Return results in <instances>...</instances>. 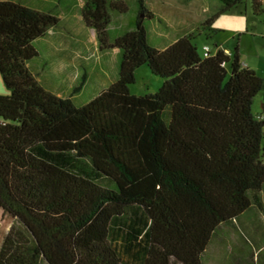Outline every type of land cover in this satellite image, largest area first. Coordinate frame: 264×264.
<instances>
[{"label": "trees", "instance_id": "16d2710c", "mask_svg": "<svg viewBox=\"0 0 264 264\" xmlns=\"http://www.w3.org/2000/svg\"><path fill=\"white\" fill-rule=\"evenodd\" d=\"M220 1L214 18L245 0ZM252 4L258 13L264 0ZM82 14L121 60L118 79L76 106L28 66L60 18L0 0V208L15 219L0 264H204L223 224L262 207L264 77L238 48L205 56L191 35L160 49L140 21L109 43L108 0ZM144 64L165 81L136 95Z\"/></svg>", "mask_w": 264, "mask_h": 264}, {"label": "rangeland", "instance_id": "374dc122", "mask_svg": "<svg viewBox=\"0 0 264 264\" xmlns=\"http://www.w3.org/2000/svg\"><path fill=\"white\" fill-rule=\"evenodd\" d=\"M33 9L50 12L60 18L45 37L36 42L39 56L30 61L40 84L49 92L73 96L76 106H82L118 79L121 51L101 49L95 28L83 18L87 0H11ZM112 2L123 4L124 10H113ZM111 13L109 43L136 28L140 21L148 29L151 44L163 49L184 35L202 47L210 45L233 56L238 48L241 60L264 77V4L256 13L252 0H245L233 9L220 11V0H143L153 12L147 17L141 10V0H108ZM131 93L145 95L157 92L165 79L155 75L148 64L135 72ZM81 89L75 93L77 86ZM263 110V94L253 103V112ZM101 179V178H100ZM105 183V180H99ZM0 208V249L7 226L15 219ZM204 264H264V191L262 207L254 205L232 223L223 224L215 233L204 255Z\"/></svg>", "mask_w": 264, "mask_h": 264}, {"label": "crops", "instance_id": "0c3cea01", "mask_svg": "<svg viewBox=\"0 0 264 264\" xmlns=\"http://www.w3.org/2000/svg\"><path fill=\"white\" fill-rule=\"evenodd\" d=\"M45 37V36H44ZM44 37H42L41 39H43ZM41 39H39V40H41ZM39 40H37V41H39ZM36 41V42H37ZM204 47V46H203ZM203 47H202V49H203ZM217 51V50H216ZM215 51V52H216ZM226 51V50H225ZM203 52H204V50H203ZM214 52V53H215ZM227 52V51H226ZM243 62V61H242ZM244 63V62H243ZM245 64V63H244ZM246 65V64H245ZM28 66L29 67H31L32 68V64H30V62L28 63ZM250 67V66H249ZM9 93V90H8V88L6 87V85H5V83H4V81H3V78H2V76H1V74H0V95H5V94H8ZM68 97H70V96H68ZM71 97H73V96H71ZM2 211L4 212V210L2 209ZM10 227L11 226H7V228H6V230H5V235L8 233V231H9V229H10ZM5 237V236H4Z\"/></svg>", "mask_w": 264, "mask_h": 264}, {"label": "built area", "instance_id": "2783aa9c", "mask_svg": "<svg viewBox=\"0 0 264 264\" xmlns=\"http://www.w3.org/2000/svg\"><path fill=\"white\" fill-rule=\"evenodd\" d=\"M203 50H204V55L205 56H210L211 55V52H212V48L210 45H204L203 47Z\"/></svg>", "mask_w": 264, "mask_h": 264}]
</instances>
